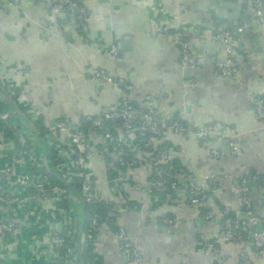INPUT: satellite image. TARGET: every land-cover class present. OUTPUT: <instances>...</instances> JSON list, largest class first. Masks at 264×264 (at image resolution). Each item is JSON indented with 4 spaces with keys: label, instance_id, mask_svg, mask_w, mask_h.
<instances>
[{
    "label": "crops",
    "instance_id": "0c3cea01",
    "mask_svg": "<svg viewBox=\"0 0 264 264\" xmlns=\"http://www.w3.org/2000/svg\"><path fill=\"white\" fill-rule=\"evenodd\" d=\"M82 3L88 14L84 24L67 17L66 11L50 18L42 0H0V101L7 99V107L50 164L56 152L39 127L62 136L55 129L57 121L114 110L123 96L142 111L169 120L216 124L230 135L229 140L219 135L201 140L172 130L153 138L154 146L170 148L173 178L181 181L177 173L185 169L206 190L208 197L200 207L189 204L183 180L175 200L168 202L152 186L149 165L119 167L110 164L103 152L89 157L88 178L117 212L113 222L100 223L90 244L102 264H239V244L220 243V235L224 209H242L235 180L251 173L264 176V123L254 111V99L264 95V11L254 16L253 0ZM219 29L236 33L233 58L238 70L232 75H223L216 67L224 55L215 38ZM181 40L195 55L194 66L182 65ZM112 46L118 50L116 55L110 51ZM100 68L123 78L128 87L95 77L92 71ZM123 136L115 132L110 145L121 144ZM229 142L237 147V154L231 152ZM214 149L220 156L214 155ZM63 158L72 164L70 156ZM25 160L19 158L13 165L30 173L28 187L20 186L15 177L0 179L3 191L22 199L11 205L0 202V222L16 225L12 233L0 226V264H72L65 262L50 236L62 226L59 209L69 211L64 235L76 231L85 215L80 188L73 186L77 179L66 198L54 191L48 200H31L36 173ZM9 163L8 146H0V168ZM206 174L222 176V185L210 186ZM251 189L257 196V183L252 182ZM207 210L214 215L207 218ZM164 217L173 222L165 223ZM120 228L132 243L131 251L124 252ZM201 234L216 242L218 253L204 247ZM79 239L84 245L85 233ZM248 250L252 264H264V252L258 255L251 246ZM79 264L88 263L82 259Z\"/></svg>",
    "mask_w": 264,
    "mask_h": 264
},
{
    "label": "built area",
    "instance_id": "2783aa9c",
    "mask_svg": "<svg viewBox=\"0 0 264 264\" xmlns=\"http://www.w3.org/2000/svg\"><path fill=\"white\" fill-rule=\"evenodd\" d=\"M47 4L48 16L53 18L57 13L64 9L72 15L76 21L84 24L88 19V14L82 0H42ZM254 16H262L264 11V0H253ZM243 25H246L244 23ZM243 26L238 30L240 31ZM215 38L222 45L224 55L216 61L218 71L223 75H232L237 72V65L233 58V49L236 42V33L228 29H219L215 33ZM111 53L116 55L118 50L112 46ZM180 59L183 66L191 67L196 64V57L190 50L189 44L185 40L180 41ZM95 77H103L108 82L118 87L127 88L128 84L123 78L114 77L102 68L92 71ZM254 111L264 123V95H259L254 99ZM13 113L11 109L0 107V146H8L10 162L3 168H0V179L15 177L18 184L22 187H28L31 183V175L28 171H17L14 163L19 158H26V162L34 168L36 179L33 183V192L30 194L31 200H48L54 191H59L62 198H66L68 187L77 179L80 183V196L87 204L101 203L102 196L95 189L94 183L86 174L87 159L98 152H103L110 157V164L119 167H133L139 164H147L151 167V184L160 191L168 202L175 200V193L180 180L171 176L170 165V148L153 150L155 136L161 135L166 130H172L176 133L191 134L194 137L206 140L212 135H219L224 140H229L230 135L225 133L214 123L204 125H193L192 123L182 122L174 119L169 120L162 116H154L148 111H141L138 107L132 106L128 99L123 96L119 106L103 114L92 116L86 115L82 119H73L64 117L55 123L57 132L60 135H51L44 133L42 136L47 140L50 149L60 157L58 163H49L43 160L40 153L32 142L31 134L25 130L24 126L18 120L12 121L9 125L13 129V135L9 136L5 132V125L8 124L9 116ZM136 117H140L141 124L135 125L133 122ZM264 128V125H263ZM137 129L147 131L150 135L145 143L135 144L133 138ZM35 134L34 131L30 130ZM115 132L122 133L124 141L121 144L110 145V139ZM230 143L231 152L237 154V147L233 142ZM152 148V149H151ZM214 155L220 156L218 149L213 150ZM63 155V156H61ZM70 156L72 164L69 166L62 157ZM167 165V166H166ZM43 167L48 168L47 171ZM53 172L62 177L64 183L58 185L50 176ZM179 177L186 182L188 202L191 206L200 207L206 201L208 195L204 188L195 181L193 175L185 169H180L177 173ZM168 176L172 179L168 180ZM181 180V181H182ZM204 180L212 187H219L223 183V177L219 175L206 174ZM264 176L252 173L248 177L242 176L235 180L240 191L242 209L241 211H231L224 209V219L222 222V231L220 243L235 240L239 246V264H252V258L249 256V247L254 249L255 253L260 255L264 252ZM257 183V196H254L250 183ZM0 180V202L7 205L21 201L18 196L3 191ZM166 183H169L166 187ZM257 199L258 204L255 205ZM105 218L115 217L117 212L114 206L108 208L105 212ZM61 216V228L55 229L50 236L52 244L64 256L65 262L72 263L75 261L76 247L73 246L69 238L72 229L68 230L65 235L61 232L67 217L68 209H59ZM214 215L212 210L205 211V216L210 218ZM101 216L92 212L87 216V227L83 231L90 241H94V234L99 228ZM165 223H172L173 219L164 217ZM0 226L8 233L16 230L14 222H0ZM81 229V227H78ZM74 230V228H73ZM75 231V232H76ZM82 233L80 230L79 235ZM118 238L122 241L124 252L132 250V243L125 238L124 229L118 231ZM200 240L206 249L218 253L219 247L216 242L201 234ZM77 242V240H76ZM60 254V255H61Z\"/></svg>",
    "mask_w": 264,
    "mask_h": 264
},
{
    "label": "trees",
    "instance_id": "16d2710c",
    "mask_svg": "<svg viewBox=\"0 0 264 264\" xmlns=\"http://www.w3.org/2000/svg\"><path fill=\"white\" fill-rule=\"evenodd\" d=\"M2 91V89H0ZM3 92V91H2ZM7 99H5V101L1 100L0 101V107H6L7 106ZM9 105V104H8ZM132 105V104H131ZM132 106H135V105H132ZM139 108V107H138ZM141 111L142 109L139 108ZM157 117V115H154ZM16 120V117L14 115H10L9 116V121H8V124L5 125V132L9 135V136H12L13 135V129L12 127L9 125L10 122L12 121H15ZM174 120V119H173ZM181 121V120H180ZM142 122V120L140 119V117H136V119L134 120V124L135 125H140ZM183 122V121H182ZM38 129H41V132L42 134H44L45 132V129L43 127H39ZM150 137L149 133L147 131H143V130H140V129H137L136 133H135V136L133 138V143L135 144H144L146 139H148ZM152 149V148H151ZM159 149H163V147H160V146H154L153 147V150H159ZM51 159H53V164L55 163H58L60 162L61 158L60 157H57V155L55 153H52L51 156H50ZM169 169V167H167ZM43 170L44 171H47V169L45 167H43ZM49 173V172H48ZM51 178L56 182V183H64V180L62 179V177L56 173H53V172H50L49 173ZM252 174V173H251ZM260 177L262 175H259ZM248 177V176H246ZM171 180L172 177L171 176H168V180ZM252 183V182H251ZM251 183H250V186H251ZM182 184L181 181H179L178 185ZM169 183H166V187H168ZM75 188H80V183L79 181H76L73 185ZM187 186V185H186ZM251 188V187H250ZM163 192V191H161ZM85 203V202H84ZM255 205L258 204L257 202V199L254 203ZM203 206V205H202ZM111 206L106 204L104 201H102L101 203H98V204H87L85 203V215L84 217L82 218V220L78 223V226L81 227L82 229V233L83 231L86 229L87 227V216L92 213V212H96L98 213L100 216H101V219L99 220L100 223L102 222H106L108 221L109 223L113 222V218L114 217H111V218H105V211L110 208ZM82 233L80 235H78L79 237L82 235ZM71 236V237H70ZM69 238L71 239L72 241V244L73 246H77L78 248V252L75 253V256H76V259L75 261L72 262V264H79V262L83 259L85 262H87L88 264H102L100 258H98V256L92 252V245L90 244L91 241L90 240H84L86 241L84 243V245H82V242L80 241L79 237L76 236V232L75 230H73V232H71ZM77 240V242H76ZM89 242V243H88ZM60 253H63V252H60Z\"/></svg>",
    "mask_w": 264,
    "mask_h": 264
},
{
    "label": "water",
    "instance_id": "95a60500",
    "mask_svg": "<svg viewBox=\"0 0 264 264\" xmlns=\"http://www.w3.org/2000/svg\"><path fill=\"white\" fill-rule=\"evenodd\" d=\"M62 11H65V10H64V9H62V10H61V12H62ZM69 15H70V14H68V16H67V17H69ZM46 169H48V168H46ZM48 171H49V169H48ZM80 230H81V229H78V230L76 231V234H77V235H79V233H80ZM75 251H76V252H78V248H77V247H76Z\"/></svg>",
    "mask_w": 264,
    "mask_h": 264
}]
</instances>
